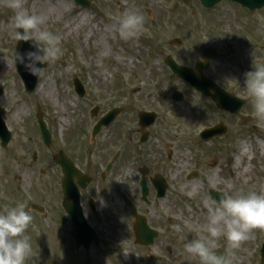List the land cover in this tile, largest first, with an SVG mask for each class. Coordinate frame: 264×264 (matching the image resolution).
Segmentation results:
<instances>
[{"label": "rangeland", "instance_id": "1", "mask_svg": "<svg viewBox=\"0 0 264 264\" xmlns=\"http://www.w3.org/2000/svg\"><path fill=\"white\" fill-rule=\"evenodd\" d=\"M89 1L91 7L83 8L73 0H24V7L38 15L48 2L52 6L61 4L53 14L44 17L45 24L41 27L63 34V55L49 67L45 65L38 84L46 83L45 90L36 89L34 94L24 97L18 84L13 43L7 42L2 51L5 55L2 75L8 82L6 98L19 109L20 117H15L14 123H23L22 128L30 130L33 122L26 118L33 111L36 113L38 104L45 121L61 135L78 126L88 129L100 116L118 107L122 113L114 128L121 134L117 143L120 147L127 144L128 118L132 112L150 109L158 114L161 110V133L176 138L161 143L162 173L169 189L164 199L152 198L150 213L159 239L150 248L140 247L134 243L130 223L103 222L102 241L85 260L87 264H200L197 257L185 253L183 244L197 230L203 231L206 209L202 207V199L211 198V190L230 195L264 189V151L259 146L264 144V127H257L250 98L243 89V74L249 70L253 55L264 61V8L248 13L230 2L205 10L199 0H190L187 5L182 0ZM134 11L144 16L143 27L137 38L122 40L114 35L108 20ZM5 13L8 17L13 14L6 7ZM4 15L0 16L1 21ZM5 31L10 38L7 25ZM176 38L184 41L181 47L170 45ZM195 45H213L221 52L220 59L213 61V68L228 71L223 80L229 84V91L247 99L238 115H226L213 105L200 104L201 100L187 92V86L177 81L166 67L164 61L169 55L182 65H191ZM68 63L74 71L65 73L63 68ZM76 79L86 88L83 99L75 92ZM174 91L184 95L183 102L174 101ZM66 96L70 98L71 109L67 117L62 108ZM95 108L100 113L92 118ZM219 122L228 129L225 136L211 141L200 139L206 127ZM57 142L61 144L60 136ZM170 151L172 157L168 156ZM242 151H246V156L237 163ZM245 167L249 172L244 171ZM36 241L26 264H50L53 260L79 264L84 259L73 260L69 256L70 259H60L51 253L52 247L45 239L38 236ZM263 241L264 229L253 230L250 239L236 252L235 264H261ZM219 244L217 251L223 252V238ZM53 249L56 250L55 246Z\"/></svg>", "mask_w": 264, "mask_h": 264}, {"label": "flooded vegetation", "instance_id": "2", "mask_svg": "<svg viewBox=\"0 0 264 264\" xmlns=\"http://www.w3.org/2000/svg\"><path fill=\"white\" fill-rule=\"evenodd\" d=\"M4 11L5 6L2 5L0 16L4 15ZM242 11L252 13L247 9ZM6 17L9 18L7 13L2 20L3 24L0 20V210L5 205L12 206L17 201H26L34 218L28 229L31 243L35 244L39 236L51 245V253L59 255L57 257H61L60 259L84 258L79 264H87L86 255H90L93 248L102 241L103 222H128L135 235L139 215L155 230L150 220L154 204L152 198L161 200V177L165 179L162 173L164 168L161 166V143H166V139L171 141L176 136L161 133V110L156 114L150 109L130 114L127 144L120 147L117 143L121 141V134L115 128L122 113L121 109L108 127H101L95 134V125H92L88 129L78 126L71 133L60 135L45 121L47 133L44 138L37 121V110L26 118L32 119L30 130L22 128L23 123H14L15 117L20 115L15 103L6 98L8 82L2 75L5 69L2 63L5 55L2 51L7 42L13 43L15 61L14 50H18L20 41L6 37ZM209 47L215 48L213 45H195L192 64L180 63L191 68L194 74H202L210 81L206 94L176 78L187 86V92L201 100L200 104L216 107L215 91L218 89L230 92V88L227 81L223 80L228 71L215 70L212 65L214 60L204 59L205 51ZM214 53L217 54L216 59H220L221 52L216 49ZM202 62L207 65L200 71L197 66ZM14 64L21 92L24 97H29L35 93L38 84L33 91H29L31 88L26 87L19 74L18 63L15 61ZM26 77L31 79L33 76L27 72ZM176 92L178 91H174L173 98ZM182 97L183 102V94ZM25 100L29 102L28 98ZM99 113L100 109L96 108V114ZM143 114L147 116L144 120ZM43 118L45 120L44 116ZM172 129L177 131L176 128ZM58 136L61 144L57 142ZM169 153L168 156L172 157V152ZM143 184L147 187V198L143 196ZM116 212L117 216H113Z\"/></svg>", "mask_w": 264, "mask_h": 264}, {"label": "clouds", "instance_id": "3", "mask_svg": "<svg viewBox=\"0 0 264 264\" xmlns=\"http://www.w3.org/2000/svg\"><path fill=\"white\" fill-rule=\"evenodd\" d=\"M0 5L13 13L5 22L10 38L30 43L28 51L16 50V63L39 78L47 67L62 57L63 34L42 28L45 19L25 8L24 0H0ZM143 24L142 14L127 12L116 18L112 30L120 39L131 41L139 36ZM63 71L70 73L74 67L68 63ZM243 75V89L250 98L257 127H264V61L253 55L250 68ZM201 204L206 209L203 231L197 230L183 244L185 253L197 257L200 264H235L236 252L250 239L253 230L264 229V189L222 194L218 201L205 196ZM33 219L26 201L5 205L0 210V264H26L33 251L28 234ZM221 238L225 241L223 252L217 251Z\"/></svg>", "mask_w": 264, "mask_h": 264}, {"label": "water", "instance_id": "4", "mask_svg": "<svg viewBox=\"0 0 264 264\" xmlns=\"http://www.w3.org/2000/svg\"><path fill=\"white\" fill-rule=\"evenodd\" d=\"M74 1L77 4L83 5L85 7L90 6V3L86 0H74ZM219 1L220 0H201L203 6L206 8H212ZM235 1H238L244 7H247L251 10L264 7V0H235ZM184 2L188 3L187 0ZM111 23L114 24L115 22L111 21ZM173 43L182 44L180 40H175ZM29 48H30L29 42L20 41L18 52H21V53L26 52L29 50ZM212 52H213L212 49H209V51L207 52V55L205 56L206 60H208L209 58L215 57V55ZM166 64L170 67V69L173 71L175 75L189 82L194 88H196L201 93L206 94L210 86V81L204 78L202 74L196 75L191 70L180 67L171 57L167 58ZM206 65L207 64L202 63V64H199L197 68L201 71L206 68ZM18 70L25 81L26 87L28 89L31 88L29 89V91L33 90V88H35L37 84L38 77L33 76L31 79H28L26 77L27 70L19 63H18ZM181 99L182 97L178 95L177 100H181ZM214 100L220 108L227 110L231 113H235V114H237L241 110L243 105L245 104L244 100L238 99L237 97L229 93H225L224 91H221L218 89L216 90V95L214 96ZM117 112L118 110L115 109L111 111L104 119H102V121L96 127V132L97 130L100 129L102 125L110 124L115 119ZM145 117L147 116L142 115V120H144ZM39 120H40L41 127L43 129L44 135H46L47 131L45 130V125L41 117H39ZM225 132H226L225 127L217 126L211 130L206 131L202 136L205 140H207L216 135H223ZM143 187H144V184H143ZM146 191H147L146 188H144V193H146ZM165 191H166V185L164 182L163 183L161 182L160 197H163L165 195ZM214 199L218 201L219 196L215 195ZM137 220H138L137 225L135 226V234L137 238V243L141 245H152L155 239L158 237V234L149 228L145 220H142L141 218H137ZM261 257H262V264H264V244L261 249Z\"/></svg>", "mask_w": 264, "mask_h": 264}, {"label": "bare ground", "instance_id": "5", "mask_svg": "<svg viewBox=\"0 0 264 264\" xmlns=\"http://www.w3.org/2000/svg\"><path fill=\"white\" fill-rule=\"evenodd\" d=\"M60 6H61L60 3H56V4H54V5L52 6V5L50 4V2H48V3L45 5V7L42 9V12H41L39 15L42 16L43 18L46 17V16H49V15L53 14L54 11H55V9L59 8ZM105 53H106V51L104 50L102 56H103ZM45 85H46V83H43L42 85H39L37 89H39V91H43V90H45ZM48 94H49V93H48ZM64 98H66V99H64V103H63L64 105L62 106V108H63V114L65 115V117H67V116L69 115L68 113L71 111V109H70V98H67V96L64 97ZM187 124L190 125L189 123H187ZM259 146H260V148L264 151V144H263V143H259ZM263 153H264V152H263ZM245 156H246V151H242V152L238 155V157H237V159H236L237 163L241 162V161L245 158ZM237 163H236V164H237ZM244 171H245V172H249V169H248L247 167H245V168H244Z\"/></svg>", "mask_w": 264, "mask_h": 264}]
</instances>
